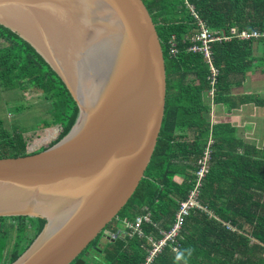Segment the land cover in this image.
<instances>
[{"label":"trees","instance_id":"obj_1","mask_svg":"<svg viewBox=\"0 0 264 264\" xmlns=\"http://www.w3.org/2000/svg\"><path fill=\"white\" fill-rule=\"evenodd\" d=\"M143 2L165 60L167 92L161 132L145 177L130 201L78 259L84 264H145L153 245L175 226L178 203L192 188L198 162L211 139L200 195V204L210 215L192 210L177 238L151 264H264V144L257 148L239 140L231 123L208 122L205 114L211 107L202 95L210 90V72L203 56L189 51L198 25L188 7H193L212 36L224 33L230 38L210 47L217 71L212 105H224L227 111L250 103L264 108V98L246 95L237 101L232 92L243 86L255 63L262 65L264 80V38L242 41L237 37L264 35V0ZM173 40L176 56L171 54ZM259 52L262 56L256 57ZM0 87L40 93L52 116L40 127L59 126L51 142L59 138L74 102L49 67L25 43L2 30ZM25 133L9 132L0 118V158L35 154L51 143L29 152ZM41 226L37 221L0 219V264H9L24 252ZM108 238L113 239L100 248Z\"/></svg>","mask_w":264,"mask_h":264},{"label":"water","instance_id":"obj_2","mask_svg":"<svg viewBox=\"0 0 264 264\" xmlns=\"http://www.w3.org/2000/svg\"><path fill=\"white\" fill-rule=\"evenodd\" d=\"M0 30L74 102L58 139L0 158V219L42 223L9 264H84L78 257L145 177L161 132L167 80L155 25L143 0H0Z\"/></svg>","mask_w":264,"mask_h":264},{"label":"built area","instance_id":"obj_3","mask_svg":"<svg viewBox=\"0 0 264 264\" xmlns=\"http://www.w3.org/2000/svg\"><path fill=\"white\" fill-rule=\"evenodd\" d=\"M188 7L190 13L197 20V25H198L197 33L190 40V43L193 45L189 49V51L194 54H201L204 60L206 61L210 72V76L208 77V82L210 86L209 91H210V95L212 96L214 93V85H215L217 71L212 66L210 47L211 44L213 43H221L222 41H229L230 38L227 37L224 33L221 35L212 36L209 33V31L205 28V26L202 24V21L198 19V17L194 13L193 7L190 5H188ZM233 35H236V33L233 32ZM237 37L242 41H249L257 37V35L256 34L249 35L247 33H243L241 35H238ZM174 41L175 40H173L171 44V54L173 56H176L177 49ZM212 143L213 142L211 139L207 141V144L203 151V155L198 162L200 165L198 170L195 172L192 188L188 191L185 199L178 203L175 226L169 233L164 234V238L159 243L153 245V250L149 253V257L147 259L148 263L151 264L153 262V260L157 257V255H159L163 251L167 243L177 238L183 220L186 218V216L190 214L192 210L196 209L204 213L207 212V210L200 204L199 198H200V189L202 187V181L208 169V162L211 153L210 148ZM137 223L138 225H140L142 221L138 220Z\"/></svg>","mask_w":264,"mask_h":264},{"label":"rangeland","instance_id":"obj_4","mask_svg":"<svg viewBox=\"0 0 264 264\" xmlns=\"http://www.w3.org/2000/svg\"><path fill=\"white\" fill-rule=\"evenodd\" d=\"M248 87V86H247ZM16 96L14 99L10 101L12 97ZM15 100V101H14ZM14 101V103H13ZM16 108H24L22 111H25V114L28 115L30 118L29 123L25 121V114L19 115L18 112H16ZM49 108V105L46 101L42 100L41 94L37 92H32L31 90H27L25 92H21L18 90H5L2 87L0 88V118L3 121V127L7 129L8 131L15 132V131H33L35 129H38L41 126V123L44 121V119H47V117L50 118L51 114L47 113V109ZM220 108H215L214 111L213 109L211 110V118H213V115L215 116L216 119H221L223 116L228 114L227 110L225 113H221L219 110ZM226 109V108H225ZM261 110V109H260ZM45 112V114L43 113ZM11 113L12 115H8L7 113ZM215 114H214V113ZM242 116V121L241 119H235L232 121L233 123L237 122V125L239 127L241 126H246L248 127L247 123L249 121V114L247 111L241 112L240 113ZM256 116H259L257 119L258 127H260L261 123H264V114L261 112L259 114H256ZM225 118L222 119L224 121ZM215 121V119H214ZM210 121V122H214ZM53 131V130H51ZM44 133L46 131H41V129H38L37 132H31L28 133L26 132V136L29 140L28 144V151L33 152L36 151L40 148V145L44 138ZM241 134H244V131H241ZM248 142V141H246ZM204 180V179H203ZM203 185V181H202ZM202 187L200 189V195H201ZM200 200V198H199ZM182 201V200H181ZM114 220H112L113 222ZM110 222L109 224H111ZM120 232L118 231L115 235H112V237L116 238V236ZM113 238L109 239H104L101 241V244H99V247L102 248L104 245L107 244V241H112Z\"/></svg>","mask_w":264,"mask_h":264},{"label":"crops","instance_id":"obj_5","mask_svg":"<svg viewBox=\"0 0 264 264\" xmlns=\"http://www.w3.org/2000/svg\"><path fill=\"white\" fill-rule=\"evenodd\" d=\"M261 56H262V52H259L256 55V57H261ZM261 68H262L261 64L255 63L252 70L249 71V73L246 77V82L243 84V86L233 88L232 92L238 98L237 101H240V99L246 95L251 96V97L258 96L259 98L260 97L264 98V80H263V74L261 72ZM18 92H19V90H18ZM203 95H204V97H203ZM203 95H202L203 102L204 101L208 102L207 105H209V106H210V102L213 104V102H212L213 101V95L212 96L210 95V91H206ZM15 97L16 96L12 97L10 99V101L12 99H14ZM14 101H13V103H14ZM215 107L216 108L221 107L219 110L221 111L222 114L226 112V109H225L226 106H224V105H221V104H217L215 106L213 105L211 107V110L213 109V111H214ZM49 108H50V105H49ZM49 108L46 110L48 114H49ZM16 109H18V108H16ZM22 109H24V108H21V111L18 112L19 115L25 114V111H22ZM211 110L205 114L206 118L208 119V122L214 121V119H215V121H222V119L225 118L224 122L231 123L235 126L236 136L239 140L244 141V142L248 141L246 143H248L250 146H255L257 148H260L262 146V144H264V123L262 122L260 127L257 129V127H258L257 119L259 116H256V114H259L260 112L262 114H264V108L255 106L253 103H250V104H247L245 106H241V107H238L236 109H232L230 111H227L228 114L223 116V118H221V119H216L215 116L213 118H211V114H212ZM245 111H247V113L249 114V117H248L249 121L247 123L248 127H246V126L239 127V125H237V122L233 123L232 121H234V118L235 119L239 118L242 121L243 118H242L240 113L245 112ZM43 113L45 114L44 111H43ZM7 114L10 116L12 115L9 112ZM25 117H26L25 121L29 123L30 118L26 114H25ZM262 118H264V116ZM49 119H50V121H52V116H50V118L47 117V121H49ZM38 129H41V131H44V132L46 131V133H44L45 135L43 137L44 138L43 140H45V141L42 142V144L40 145V148L45 146L46 144H48L52 140H54L56 138L59 130H60L59 126H51L49 128L39 127ZM38 129H35L33 131H26V132H28V133L37 132ZM51 130H53V131H51ZM241 131H244L243 135L241 134ZM9 132H11V131H9Z\"/></svg>","mask_w":264,"mask_h":264},{"label":"clouds","instance_id":"obj_6","mask_svg":"<svg viewBox=\"0 0 264 264\" xmlns=\"http://www.w3.org/2000/svg\"><path fill=\"white\" fill-rule=\"evenodd\" d=\"M254 34L257 35V37L253 38V39H255V40H257V39H259V38H262V37L264 38V35H258L257 33H254ZM251 35H252V34H251ZM210 106H211V107L213 106L211 102H210ZM202 155H203V153H202ZM201 157H202V156H201ZM194 176H195V174H194ZM179 202H180V201H179ZM206 214L210 215L208 211L206 212Z\"/></svg>","mask_w":264,"mask_h":264},{"label":"bare ground","instance_id":"obj_7","mask_svg":"<svg viewBox=\"0 0 264 264\" xmlns=\"http://www.w3.org/2000/svg\"><path fill=\"white\" fill-rule=\"evenodd\" d=\"M109 231V230H108ZM99 237V236H98ZM97 239V238H96ZM109 239V238H108ZM89 248V247H88ZM103 248V247H102ZM107 249V248H106ZM161 254V253H160ZM145 264H150V263H148V262H146Z\"/></svg>","mask_w":264,"mask_h":264},{"label":"flooded vegetation","instance_id":"obj_8","mask_svg":"<svg viewBox=\"0 0 264 264\" xmlns=\"http://www.w3.org/2000/svg\"><path fill=\"white\" fill-rule=\"evenodd\" d=\"M214 113V112H213ZM214 116V115H213Z\"/></svg>","mask_w":264,"mask_h":264}]
</instances>
